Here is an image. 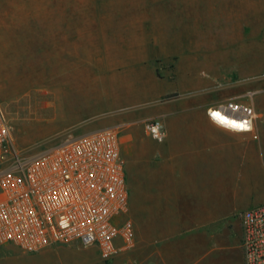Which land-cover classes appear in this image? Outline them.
I'll return each mask as SVG.
<instances>
[{
	"label": "rangeland",
	"instance_id": "1",
	"mask_svg": "<svg viewBox=\"0 0 264 264\" xmlns=\"http://www.w3.org/2000/svg\"><path fill=\"white\" fill-rule=\"evenodd\" d=\"M256 1L0 0V102L16 148L32 155L112 127L137 100L151 102L149 113L228 100L253 107L255 93L236 86L264 80V69L244 65L264 60V33L246 26ZM132 173L128 167L130 185ZM76 247L86 248L28 253L0 244V264L70 263L65 250ZM89 255V264L104 263Z\"/></svg>",
	"mask_w": 264,
	"mask_h": 264
},
{
	"label": "crops",
	"instance_id": "2",
	"mask_svg": "<svg viewBox=\"0 0 264 264\" xmlns=\"http://www.w3.org/2000/svg\"><path fill=\"white\" fill-rule=\"evenodd\" d=\"M255 3L259 4L245 11L246 26L263 34L264 0ZM259 47V54H264L263 41ZM245 60L247 69L263 71L264 60H257L255 66ZM213 69L220 70V64ZM256 83L249 80L236 86L256 95L253 133L213 122L207 110L216 105L149 113V100L135 101L136 109L107 127L120 129V154L130 193L127 216L133 223L135 246L123 251L117 240L121 250L107 260L95 248H66L70 263L59 264H89V252L103 264H244L237 214L264 206V80ZM154 115L160 116L165 129L162 142L143 136V123ZM128 167L133 172L131 185ZM62 245L69 244L46 249Z\"/></svg>",
	"mask_w": 264,
	"mask_h": 264
},
{
	"label": "built area",
	"instance_id": "3",
	"mask_svg": "<svg viewBox=\"0 0 264 264\" xmlns=\"http://www.w3.org/2000/svg\"><path fill=\"white\" fill-rule=\"evenodd\" d=\"M207 114L221 127L223 122L237 132L253 133L256 114L250 104L228 100ZM143 132L156 142L166 136L160 119L145 121ZM129 197L119 128L70 136L26 155L14 144L0 102V244L35 253L80 243L110 259L135 246ZM237 217L244 264H264V206L245 209Z\"/></svg>",
	"mask_w": 264,
	"mask_h": 264
},
{
	"label": "bare ground",
	"instance_id": "4",
	"mask_svg": "<svg viewBox=\"0 0 264 264\" xmlns=\"http://www.w3.org/2000/svg\"><path fill=\"white\" fill-rule=\"evenodd\" d=\"M223 117H225V116H223V114H220V115H219L220 120H224V119H222ZM219 122H220V121H219ZM224 122H225V120H224ZM220 124H222L223 127L227 128V129H229V130H233V131H235L234 129L230 128L228 125H225L223 122H220Z\"/></svg>",
	"mask_w": 264,
	"mask_h": 264
}]
</instances>
